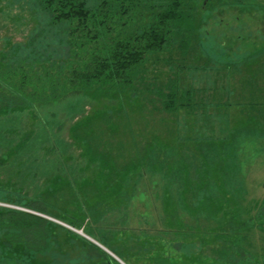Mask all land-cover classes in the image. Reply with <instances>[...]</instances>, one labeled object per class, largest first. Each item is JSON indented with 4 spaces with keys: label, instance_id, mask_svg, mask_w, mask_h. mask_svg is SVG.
I'll return each mask as SVG.
<instances>
[{
    "label": "rangeland",
    "instance_id": "374dc122",
    "mask_svg": "<svg viewBox=\"0 0 264 264\" xmlns=\"http://www.w3.org/2000/svg\"><path fill=\"white\" fill-rule=\"evenodd\" d=\"M245 2L244 6H237L233 0L214 2V9L208 13L198 9L200 20L208 17L189 56L183 59L177 47L166 46L146 65V83L166 81L177 65H188L181 84L199 89L197 101L205 97L209 104L216 99L231 104L221 110H228L229 125L224 123L227 117L219 116L212 105L208 111L213 116L207 121L200 114L191 119L184 110L166 112L161 102L154 105L122 90L75 93L35 108L0 104V201L5 202L0 205L46 217L102 248L94 235L86 233L91 219L81 218L69 186L52 194V202L66 217L65 222L29 204L52 186L51 180L58 179L60 187L67 180L81 187L89 179L92 184L100 183L98 189L102 191L106 175L113 178V171L121 175L135 159L134 151L143 149L141 166L130 171L125 183L118 179L110 190L120 193L113 196L120 203L107 200L92 205L95 218L110 209L98 228L100 237L119 255L107 247L102 249L120 264H220L212 249L221 243L214 235L229 214L243 221L248 215H259L260 219L264 212V118L259 120L256 112H248L247 117L240 113L249 103L246 96L251 90L245 87L246 80L255 83L251 92L264 103V74L256 73L264 61V51L241 61L246 50L251 53L254 47L263 46L264 0ZM47 17L37 0H0V66L18 57H30L47 46L59 49L53 51L57 59L66 55L60 54L63 44L48 45V31L45 40L39 36L48 28ZM247 42L253 44L251 48L245 45ZM210 57L212 62H208ZM228 61L239 63L238 69H230ZM240 97L242 103L238 104ZM34 113L47 119L41 121L33 117ZM106 113L109 116L104 117ZM254 116L255 121L244 125L243 119L250 121ZM94 131H99L92 141L94 146L86 145L84 138ZM132 140L139 146L134 151ZM118 142L128 144L127 151L120 150L119 158L117 148H110L117 147ZM91 149L98 155L95 161L87 155L88 150L93 152ZM59 192L61 195L55 197ZM10 200L18 202L7 204ZM258 200L263 203L255 207ZM75 220L81 227L71 225ZM116 221L126 227L125 232L111 229ZM56 234L63 243L57 263L100 264L97 260L102 255L90 245L79 239L66 242L67 231L61 228ZM249 241L253 252L254 238Z\"/></svg>",
    "mask_w": 264,
    "mask_h": 264
},
{
    "label": "trees",
    "instance_id": "16d2710c",
    "mask_svg": "<svg viewBox=\"0 0 264 264\" xmlns=\"http://www.w3.org/2000/svg\"><path fill=\"white\" fill-rule=\"evenodd\" d=\"M222 1L37 0L40 8L48 14V28L40 32L39 36L43 35L42 41L45 40L44 33L48 31L47 33L51 36L48 37V45L63 44L64 49L60 50V54L66 52V55L57 59L53 51L57 52L58 47H55L58 49L56 51V49L51 50V46H47L40 48L30 57L22 59L18 57L12 63L0 66V104H9L11 107L22 109L35 108L37 104L56 103L75 93H108L122 90L135 95L142 101L148 100L154 105L161 102L166 112L175 114L184 110L191 119L200 114L199 116H203V119L207 121L213 116V113L208 111L212 105L219 116L227 117L224 119V123L227 124L229 112L228 110L221 112V110L229 108L231 104L223 103L219 99L215 100V104H209L205 102V97L197 101L199 89L181 84L188 65H177V70L166 81L157 83V79H153L150 83H146L148 72L146 65L151 56L158 54L166 46H171V49L177 47L183 59L188 57L194 39L197 40V37L200 39V28L204 18L208 17L205 15L200 20L198 9L208 13L214 9V2ZM233 3L237 6L246 5L245 0H233ZM204 45L202 44L201 47H205ZM245 45L251 48L253 44L247 42ZM228 48H231V45ZM223 50L226 51L224 47ZM248 51H245L241 61L252 58L256 53H262L264 43L260 48L254 47L251 53ZM47 53L49 55H46ZM226 53L225 55L229 54ZM212 61L210 57L208 62ZM228 62L227 66L233 70L238 69L240 65ZM263 66L264 61L260 67H257L256 73L264 74ZM254 84L246 80L245 87L252 91L254 87L256 88ZM251 91L246 96V99L249 98V103L243 106L240 113L247 117L248 112H256L260 117L259 120H263L264 114L262 116L260 107L264 108V103L260 102V98ZM237 103H242L241 97ZM106 116L109 114L106 113L104 117ZM33 117H38L41 121L47 119L36 113ZM250 119V121L246 120L247 122L243 119L244 125L255 121V116ZM97 132L99 133V131H94L87 137L82 134L86 145L94 146L92 141L96 139L95 135L98 136ZM130 144L133 145V151L139 147L134 140ZM113 147L117 148L118 158L122 155L120 150H128V144L122 142H118L117 147L110 148L114 150ZM134 152L135 159L127 164L121 175L113 171L114 177L112 178L104 171L106 177L102 191L98 189L100 183L92 184L89 179L81 184V187L72 180H67V184L61 187L58 185V179L51 180L52 186L41 192L36 199L30 202L29 206H34L39 212L55 216L58 220L65 222L66 217L62 216V211L56 209L52 202L54 198L52 194L64 186H69L81 218L91 219V225L87 226L86 233L94 235V238L104 247L110 249L115 255H119L105 238L100 237L101 227L98 228L102 226L100 222L107 216L106 212L110 209H104L105 214L95 218L93 216L96 211L92 205H95V201L107 200L120 203L118 199L113 198L120 193L110 190L112 186H116L115 182L118 179L119 181L122 179L125 183L131 174L130 171L137 165L138 168L141 166L143 157L140 154L143 149ZM87 155L93 158L92 161L98 159L94 151L88 150ZM124 183L120 188H124ZM60 195L61 192L54 196L59 197ZM10 202L6 203L14 204L13 202L18 201L10 200ZM0 203L5 202L0 201ZM262 203L259 200L256 201L255 207ZM66 210L69 211L68 208ZM260 215V219L259 215H252V217L248 215L247 220L242 219L241 221L237 220V216L229 214L225 225L214 235L215 240L221 243V246L212 249L213 253L219 256L220 264H264V219H261L264 212ZM71 225L81 227L80 222L76 220L71 222ZM110 227L117 233L121 230L125 232L124 228H126L120 226L117 221ZM58 228L67 231L66 242L79 239L101 254L102 257L97 260L100 264H120L99 245L80 236L72 229L65 228L46 217L6 205H0V264H59L56 257L63 251V243L59 241L56 234ZM130 236L131 234L126 237L127 241H130ZM251 238H254L255 251L253 252L249 241ZM258 241H261L260 245H257ZM64 258L66 261V253H64Z\"/></svg>",
    "mask_w": 264,
    "mask_h": 264
},
{
    "label": "water",
    "instance_id": "95a60500",
    "mask_svg": "<svg viewBox=\"0 0 264 264\" xmlns=\"http://www.w3.org/2000/svg\"><path fill=\"white\" fill-rule=\"evenodd\" d=\"M101 246V245H100ZM102 248H104L103 246H102ZM105 249V248H104ZM110 253V252H109ZM112 254V253H111ZM113 255V254H112ZM114 256V255H113ZM118 259V258H117Z\"/></svg>",
    "mask_w": 264,
    "mask_h": 264
}]
</instances>
